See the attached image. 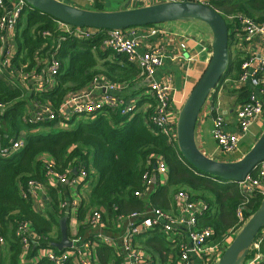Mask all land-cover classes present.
<instances>
[{"label":"built area","instance_id":"built-area-1","mask_svg":"<svg viewBox=\"0 0 264 264\" xmlns=\"http://www.w3.org/2000/svg\"><path fill=\"white\" fill-rule=\"evenodd\" d=\"M96 2L97 0H89ZM177 0H131L135 5H155ZM180 1V0H179ZM183 1V0H181ZM209 4L208 0H184ZM23 0H0V77L11 86L23 88L34 95L53 91L56 87V78L60 74L62 62L58 56L62 43L68 39L88 40L93 38L99 30L91 28H76L70 25L55 22L58 30V39L51 46L46 56L35 53L34 66L29 62H20L15 65L17 47L15 43L16 27L22 14L26 11ZM226 23L229 34L238 36V40L245 46L256 43L253 53L246 55L241 62V73L237 80L224 79L206 103L210 106L213 116V138L223 156L230 158L241 152L244 139L251 133L256 124L264 126V23L246 15L235 14L227 17ZM153 27V26H152ZM143 28V27H137ZM136 28L125 30L106 31V38L100 45V50H111L123 54L129 63L140 69L141 77L152 79L150 95L153 101L150 124L161 134L165 135L170 143L177 146L178 112L173 115V88L169 82L154 79L157 70L164 65L167 57L163 47L146 45L145 40L157 36L158 30L151 29L150 34H137ZM43 38L53 37L51 32L45 31ZM56 36V37H57ZM55 37V40H56ZM259 40L255 42L256 39ZM44 45L42 51L47 49ZM182 49H185L184 44ZM32 67V68H30ZM228 86V87H227ZM233 90L249 89V95L242 104L235 103L234 111L224 108L222 95L227 88ZM129 88L127 83H114L104 76L95 77L87 86L70 92L59 108L55 109L49 102H42L34 98L24 118L26 125H41L46 122L68 123L74 118H83L107 112L117 113L123 117H130L136 112V103L123 98V93ZM237 104V105H236ZM8 105L0 102V118ZM25 142L14 139L9 145L0 144V158H10L23 150ZM51 167L52 162H48ZM153 164L152 172L146 170L143 174L144 191L134 192L136 199L144 200L145 206L141 211L131 214H118L115 218L105 216L104 210H91L85 218L78 219L81 203V193L90 185L89 172L85 165L69 169L65 174H59L50 169L47 174V183L56 188L66 186L70 198L59 201L60 210L66 218L76 222L74 233L69 236L72 246L69 249L58 251L47 247L38 250L31 261L38 264L46 260L53 264H155V258L144 250L139 239L144 235L154 236L161 234L168 240L171 247L170 264H214L221 252V245L213 243L214 231L200 225L201 219L207 214L208 207L202 200L192 201L186 192L177 193L174 198V211H164L149 203V198L155 192L157 182L165 185L168 181L169 169L161 156H151L149 165ZM74 170L77 171L74 174ZM246 177L242 182L235 183L246 198L260 195L264 199V162ZM166 180H163V178ZM46 185L29 181L26 188H21L24 199L35 200L40 194L47 193ZM74 191L80 197L74 199ZM61 195V193H59ZM244 205L236 213L237 226L229 233L233 238L245 226ZM84 229L81 231V229ZM23 259L26 260L31 246L40 245L30 223H21L16 229ZM264 240V227L253 243L257 256L250 264H258L264 259L260 248ZM5 241L0 238V244ZM110 249L111 256L107 261L102 259L100 249Z\"/></svg>","mask_w":264,"mask_h":264},{"label":"trees","instance_id":"trees-1","mask_svg":"<svg viewBox=\"0 0 264 264\" xmlns=\"http://www.w3.org/2000/svg\"><path fill=\"white\" fill-rule=\"evenodd\" d=\"M209 5L220 12L225 21L228 16L242 14L264 23V16L259 15L264 12V0H210ZM97 8L100 9V6L97 5ZM1 15L0 11V18ZM45 31L51 32L53 37L43 38ZM57 35L58 30L51 18L37 10L26 9L16 27L15 65L29 62V66H34L35 53L46 56L50 47L55 45ZM105 38L106 31H99L88 40L68 39L62 43L58 54L62 67L53 91L34 95L11 86L0 77V102L8 105L0 118V144L8 145L13 136L18 138L22 129L27 134L23 150L10 158H0V238L10 249V256L5 261L0 244V264H34L31 261L38 250L52 248L53 243L61 240L60 220L65 214L60 212L56 191L48 187L49 195L54 198L48 217L37 213L32 200L24 199L21 195V188L25 189L29 181L46 185L50 169L65 174L71 168L81 165L87 167L90 185L81 193L78 210L80 221L95 209L104 210L105 216L110 218L143 210L144 200L134 198L133 193L144 191L142 177L147 169L153 171L154 165L148 167V164L150 157L156 155L167 163L169 175L165 185L157 182L149 203L170 211L173 209L172 199L179 192L188 193L192 201L202 200L208 210L200 225L213 229L215 244H222L237 226L236 213L241 206L245 207L246 219L252 217L261 206L263 197L259 194L246 198L235 183L213 180L187 163L178 147L150 124L151 108L143 115L137 112L136 107L135 114L130 117L107 112L87 118H74L66 123L70 127L68 130H56V122L25 124L24 118L34 98L49 102L57 109L70 92L84 88L97 76H104L114 83H127L129 87L134 85L141 74L140 69L129 63L123 54L100 50ZM44 45L48 48L42 51ZM100 58L103 61L112 58V62H101ZM241 62L234 63L231 60L224 79L237 80L241 73ZM230 91L237 95V104L244 103L249 95L248 88ZM45 159L48 162L51 160V167ZM252 175L255 177L257 173L253 172ZM21 223H30L40 242L39 246H31L25 263H21L23 251L16 237V229ZM147 245L152 246L161 259L167 261L170 251L162 250L152 242ZM99 253L105 261L112 255L110 249L106 248L100 249ZM38 264L53 263L43 260ZM259 264H264V260Z\"/></svg>","mask_w":264,"mask_h":264},{"label":"water","instance_id":"water-1","mask_svg":"<svg viewBox=\"0 0 264 264\" xmlns=\"http://www.w3.org/2000/svg\"><path fill=\"white\" fill-rule=\"evenodd\" d=\"M27 9L37 10L54 22L76 28L99 31L125 30L137 27L157 26L178 21L198 20L212 32V56L204 73L192 89L182 107L177 124V147L180 154L194 169L213 180L238 183L252 174L264 162V130L254 146L234 162L216 161L206 156L196 142L198 118L207 101L222 82L231 63L229 27L223 16L209 4L192 1L159 3L141 8L103 12L80 9L58 0H23ZM77 171L74 170V174ZM68 219L60 220L61 240L52 244L58 251L69 249L72 243L68 235ZM264 227V199L258 211L223 254L219 264H242L249 250Z\"/></svg>","mask_w":264,"mask_h":264},{"label":"crops","instance_id":"crops-1","mask_svg":"<svg viewBox=\"0 0 264 264\" xmlns=\"http://www.w3.org/2000/svg\"><path fill=\"white\" fill-rule=\"evenodd\" d=\"M65 4L85 9V10H92V11H103V12H114V11H121V10H128V9H135L145 7V5L137 4L132 6L131 0H97L96 2H90L89 0H58ZM179 1V0H177ZM181 1V0H180ZM210 1V0H208ZM115 4H119L120 8L115 7ZM97 5L100 6V9L97 8ZM147 6V5H146ZM260 16H264V12L259 13ZM151 29H157L158 34L157 36L149 37L145 40L146 45L150 47L153 46H160L163 47L166 52V59L164 65L160 67L154 79L158 81L169 82L173 88L172 96H173V106L172 112L173 115L177 114L181 111L182 107L184 106L189 94L191 93L192 89L204 73L207 65L209 64L212 56V41L213 35L209 27L198 20H189V21H178L172 23H165L153 27H143V28H136L137 34H150ZM230 53H231V60L235 62H240L242 59L250 54L253 53L255 47L257 46L256 43H250L246 45L244 49V45L238 40V36L230 35ZM259 40L256 39L255 42ZM184 44L185 49H182V45ZM101 59V58H100ZM101 62H112V58H108L107 60ZM99 61V62H100ZM141 75V74H140ZM152 79L143 78L141 76L138 77L137 81L134 83L132 87L126 89L123 93V98L128 101H136V106L138 108L137 112H141L143 115L144 113L150 109L152 106L151 104V95L149 92L150 83ZM228 96L230 100L233 101L224 104V108L229 109V111H234L236 108V97L237 95L232 93L229 89L224 92L222 98ZM231 104L230 107H228ZM55 125L56 130H68L70 127L69 125L56 122ZM69 123V122H68ZM264 130V126L262 124H256L249 136L244 139L241 152L234 156V160L226 161V159H222L223 156L222 152L218 149L217 144L213 138V116L210 114V106H205L198 118L197 126H196V142L199 149L209 158L214 159L216 161H223V162H234L239 159H235L237 156H244L245 147L251 145L249 150L254 146L260 135ZM37 132V131H33ZM27 134L25 129H22L18 138H14V136L8 141L9 144L14 139H21L25 141ZM211 139L216 144V148H211L210 141ZM255 142V143H254ZM8 144V145H9ZM6 146V145H5ZM248 150V151H249ZM247 151V152H248ZM51 162V160H49ZM97 177V176H96ZM48 187L52 188V190L56 191V195L58 196L59 201L63 200L64 198H70L68 193V188L66 186L60 187H52L48 183L46 184L47 193L42 195L40 194L35 200H32L34 204V210L44 217H48V212L51 209L52 204L54 203V198L49 195ZM61 193V195H59ZM173 201V199H172ZM81 204V203H80ZM172 206L174 207V201L172 202ZM171 212H175L174 209L170 210ZM60 212H63L60 210ZM66 217V216H65ZM76 222L74 219H70L68 216L67 227H68V235L71 236L74 233ZM152 238L149 242L155 243L162 248V250H168L171 253V247L167 244V246L161 244L157 241L156 236H151ZM235 238H233L234 240ZM232 237L227 236L221 245V252L219 256L215 259L214 264H219L223 254L228 249V247L233 242ZM264 244V240L262 245ZM262 245L260 248V253L263 254ZM9 246L6 242L2 244V255L3 259L6 261L8 260L9 254ZM169 253V256H170ZM253 254L250 257V254ZM257 256V251L251 246L248 256L243 261L242 264H250L255 257ZM250 257V258H249ZM155 258V257H154ZM161 259V257H160ZM156 260V259H155ZM264 259H262L263 261ZM260 261V262H262ZM258 262V264L260 263ZM21 263H25L24 259L21 258ZM161 264H170L169 257L166 260L161 259ZM195 264H198L196 262Z\"/></svg>","mask_w":264,"mask_h":264},{"label":"rangeland","instance_id":"rangeland-1","mask_svg":"<svg viewBox=\"0 0 264 264\" xmlns=\"http://www.w3.org/2000/svg\"><path fill=\"white\" fill-rule=\"evenodd\" d=\"M115 7H118V8H120V5L119 4H115ZM23 89V88H22ZM229 90H232V89H229ZM26 91V90H25ZM27 92V91H26ZM233 93V92H232ZM225 102V103H229V102H232V104H233V101L232 100H230V98L228 97V96H225L224 98H222V102ZM136 103L138 102V100H136L135 101ZM231 106V104L228 106V107H230ZM77 121L75 122V127H76V125H77ZM255 143V142H254ZM210 145H211V148H216V144L214 143V141L211 139V141H210ZM251 145L252 144H250V146H248V147H245V149L246 150H244V153L246 154L247 153V151L249 150V148L251 147ZM253 147V146H252ZM243 156L241 155V156H237L235 159H240V158H242ZM222 159H226V161H230V160H234V158L233 157H230V158H224V157H222ZM163 180H166V178L164 177L163 178ZM74 199L75 200H79L80 199V197L78 196V194H77V192L76 191H74ZM154 236H156V239H157V241L158 242H160L161 244H163V245H165V246H167V244H168V240H167V238L165 237V236H163V235H161V234H157V235H154ZM152 237L150 236V235H144V236H142L140 239H139V242L142 244V246H143V248H144V250L146 251V252H148V253H151L154 257H155V259H156V261H155V264H161V259H160V255H159V253L152 247V246H149V245H147V243L149 242V240L151 239Z\"/></svg>","mask_w":264,"mask_h":264}]
</instances>
